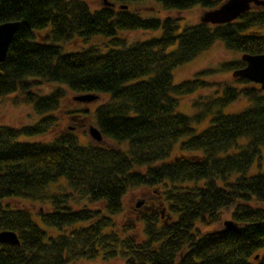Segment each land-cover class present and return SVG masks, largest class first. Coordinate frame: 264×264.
Returning <instances> with one entry per match:
<instances>
[{
	"label": "trees",
	"instance_id": "trees-1",
	"mask_svg": "<svg viewBox=\"0 0 264 264\" xmlns=\"http://www.w3.org/2000/svg\"><path fill=\"white\" fill-rule=\"evenodd\" d=\"M109 1L113 7L91 10L85 0H0V24L20 23L0 63V99L17 93L15 104L41 116L30 126L0 125V231L19 239L16 246L0 243V264H71L100 252L106 261L121 254L124 264H264V209L250 205L264 204V172L250 173L264 150V91L242 78L206 80L243 68L241 58L172 82L174 69L217 42L235 54H264V8L210 26L189 24L184 14L222 0ZM140 2L154 5L152 15L137 12ZM148 30L158 35L132 43L119 37ZM76 40L81 50L65 54L60 45ZM203 90L209 94L194 102L195 115L178 113L181 97ZM68 91L107 94L94 111L95 126L127 148L80 146L70 130L28 141L54 130ZM239 101L242 111L224 112ZM207 117L197 132L192 122ZM61 178L68 190L51 192ZM145 187L162 189L169 217L144 215L137 240L112 217L123 211L128 191ZM73 200L101 202L104 212L73 210ZM10 201L45 203L50 211L34 219ZM223 212L238 228L201 230Z\"/></svg>",
	"mask_w": 264,
	"mask_h": 264
},
{
	"label": "rangeland",
	"instance_id": "rangeland-1",
	"mask_svg": "<svg viewBox=\"0 0 264 264\" xmlns=\"http://www.w3.org/2000/svg\"><path fill=\"white\" fill-rule=\"evenodd\" d=\"M224 1V0H222ZM89 5L91 10H96L101 7L109 6L107 3L111 2L109 0H85ZM137 12L141 16L152 15L153 6L150 2H140L133 4ZM202 9L200 7H196L184 14L187 23L195 24L199 22V17L202 13ZM169 13H160V15H167ZM153 35L152 32L148 31H133V32H121L119 33V37L124 38L127 42L132 43V41H142L145 39H149ZM62 51L66 54L67 52L79 51L82 48L81 42L79 40L72 41L69 44L60 45ZM240 54H235L229 50L223 48V44L221 42H217L204 53L200 54L195 59L183 64L182 66L173 70V81L174 83H179L182 80H189L193 78L194 74L204 70H214L219 67L220 63L233 60L235 58H240ZM233 72V71H232ZM232 72L228 73H219L214 74L207 78L209 81H226L230 82L234 78L232 77ZM48 85H43V91L46 92L49 88ZM209 94L208 91H199L192 95L183 96L179 99L177 111L178 113L185 114L187 116L195 115V107L194 102L198 100V98L202 95ZM78 94L68 91L66 99L63 101L62 106L59 111L55 113L57 117V122L54 130L46 134L45 136L28 139L31 142H47L53 138L56 134L62 131H73L77 138L80 146H86L88 144H99L104 147H112L118 148L121 150H125L127 148V143L125 141H115L112 139H107L103 137L101 143H96L92 138H90L88 134V130L90 126H95L94 123V111L100 106L102 103L106 102L108 99L107 94H100L98 98L90 103H78L74 100V96ZM18 97L17 93H13L7 96L4 99H0V125L11 126L14 128H19L22 126H30L35 124L41 116L35 114L32 110V107L29 105H20L15 104L12 99H16ZM246 103L243 101H239L227 108L224 109L226 113H238L242 111L245 107ZM83 111H87V114H84ZM209 117L205 119V121H201L199 123L192 122V127L200 132L207 125ZM178 150V144H176L173 148L172 154ZM178 154V151L176 152ZM253 172H264V150L261 151V160H256L252 166L250 173ZM64 178H61L57 183H52L49 185L48 189L51 192H65L68 190L67 185L64 181ZM142 201V204L139 207H136V203ZM164 197L162 194L161 188H137L132 189L127 192V194L123 198V211L119 214H116L112 217V219L118 224L121 228L123 226H128L130 234L140 240L143 238V218L144 215L152 212H162V221H166L168 219V214L166 210V205L164 202ZM11 204L15 206L22 207L31 211L33 218L36 219V213H45L49 212L50 208L48 204L37 203H29L24 201H10ZM250 205L255 208L264 209V204L259 202H251ZM70 206L73 210H78L80 208H89L92 210H101L104 212V207L101 202L99 203H89L87 201H78L74 200L70 203ZM146 207H150L146 208ZM220 220L213 225H210L208 228H201L203 232H215L224 230V221L232 220L234 221L228 213L223 212L220 214ZM41 226V225H40ZM46 230H50L45 228ZM51 234L53 232L51 231ZM125 257L119 254L117 257L110 258L109 261H106L100 252V255L97 259L91 260H81L76 263L71 264H124Z\"/></svg>",
	"mask_w": 264,
	"mask_h": 264
},
{
	"label": "water",
	"instance_id": "water-1",
	"mask_svg": "<svg viewBox=\"0 0 264 264\" xmlns=\"http://www.w3.org/2000/svg\"><path fill=\"white\" fill-rule=\"evenodd\" d=\"M114 6L112 3H107ZM252 7L264 8V0H224L218 7L210 10H203L199 21L204 24L221 25L235 21L239 15L251 10ZM126 8V6H124ZM18 21L4 22L0 24V63L5 60L7 51L12 38L19 27ZM241 60L245 62V66L232 72L234 79L242 78L250 82L258 84L264 91V54H242ZM98 98L95 94H78L74 96V100L78 103H90ZM90 138L96 143L103 140L102 134L96 126H90L88 130ZM142 201L136 203L139 207ZM224 228L233 230L238 228L234 221L225 220ZM0 243L9 245H19V239L15 232L9 230L0 231Z\"/></svg>",
	"mask_w": 264,
	"mask_h": 264
},
{
	"label": "flooded vegetation",
	"instance_id": "flooded-vegetation-1",
	"mask_svg": "<svg viewBox=\"0 0 264 264\" xmlns=\"http://www.w3.org/2000/svg\"><path fill=\"white\" fill-rule=\"evenodd\" d=\"M146 208H149L150 209V207H146ZM161 217H162V215H161Z\"/></svg>",
	"mask_w": 264,
	"mask_h": 264
}]
</instances>
